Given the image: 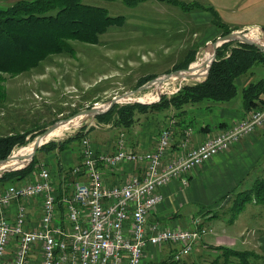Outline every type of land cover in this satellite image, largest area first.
<instances>
[{"label":"built area","instance_id":"1","mask_svg":"<svg viewBox=\"0 0 264 264\" xmlns=\"http://www.w3.org/2000/svg\"><path fill=\"white\" fill-rule=\"evenodd\" d=\"M263 126L264 102L169 162L163 160L171 143L169 126L159 131L152 149L142 152L127 147L123 131L110 153L97 151L88 136L82 137L80 162L70 169L75 176L70 193L58 197L52 171L43 164L35 179L8 184L0 191V264H147L149 250L165 244L175 248L171 261H179L192 252L208 228L200 218L191 220L192 229L149 221V213L163 199L160 188L173 178L186 186V174L194 166ZM190 134L191 128L186 129L184 143ZM100 163L108 168L137 164L142 166V174L107 186ZM29 198H40L41 213L34 228L28 227L29 212L23 201ZM15 200L22 202L10 219L3 209Z\"/></svg>","mask_w":264,"mask_h":264},{"label":"crops","instance_id":"2","mask_svg":"<svg viewBox=\"0 0 264 264\" xmlns=\"http://www.w3.org/2000/svg\"><path fill=\"white\" fill-rule=\"evenodd\" d=\"M199 1L211 6L221 22L229 27L240 29L264 25V0ZM240 12L246 13V16L236 15ZM189 17L190 23L196 28L189 44H196L197 53L203 42L211 38L204 37L205 34L197 38L200 28H204L205 33L213 32V16L208 10L197 8ZM167 48L166 46V52ZM190 52L191 50L187 55ZM251 77H239L238 86H245ZM246 113L241 98L236 96L222 103L202 102L184 105L179 109L170 106L162 110V113H136L135 121L128 128L115 125L107 126L111 129L92 128L86 136L97 151L110 153L116 148L118 133L123 131L127 147L142 152L152 149L157 142L159 131L169 126L172 131L171 143L163 158L164 162H169L172 158L183 156L190 147L233 125ZM188 128H191V134L184 143V133ZM79 142L71 141L64 149L49 151L44 157L52 171L58 197L70 193L71 181L75 179L70 169L81 159ZM100 170L107 186L121 184L131 175L142 174V166L132 163H123L117 168H108L100 163ZM35 176L36 174L34 179ZM263 176L264 126L194 166L186 174V186L181 184L179 178H173L163 185L160 188L163 199L149 213V221H158L162 226L169 228L192 229L194 226L191 220L200 218L208 228L207 233L195 242L192 252L173 264H194L200 253L215 246L264 255V204L256 199L251 191L256 179ZM21 181H25V178L17 180L16 183ZM8 184L10 183L5 182L0 185V191ZM23 201L29 212L28 227L34 228L41 213L40 198ZM19 202L22 201L15 200L4 207L5 216L12 219ZM174 251L172 244H165L160 248L153 247L147 253L145 261L147 264H172L171 254Z\"/></svg>","mask_w":264,"mask_h":264},{"label":"rangeland","instance_id":"3","mask_svg":"<svg viewBox=\"0 0 264 264\" xmlns=\"http://www.w3.org/2000/svg\"><path fill=\"white\" fill-rule=\"evenodd\" d=\"M14 1L16 0H0V7L10 5ZM85 1L105 7L111 15H123L122 24L108 27L98 36L99 41L95 44L73 41L71 53L51 55L37 67L16 75L0 74V85L5 88L7 94L0 104V136L11 133L24 136L23 143L14 145L9 155H13L16 150L35 140L52 124L68 119L84 109L102 106L114 96L150 98L152 94H157L153 85L154 78L172 70L185 69L182 66L186 65L188 58L191 56L193 58L189 64L198 60L204 50L210 49L208 44L221 36L222 32L213 23L212 18L215 26L214 35L213 32L205 33L204 28H200L197 38L203 37L204 34V37L211 38L205 40L196 53V44H189L196 29L190 23L189 16L197 8L208 10L209 7L199 0L188 2L176 0L187 5L193 3L201 6H191L189 9L175 5L174 0H143L133 7L126 6L122 0ZM236 15L244 17L246 13L240 12ZM254 27L260 29L259 36L263 38L264 33L259 26L234 30L246 33ZM190 50V54L187 55ZM178 64L181 66L173 68ZM203 78L200 80L165 78L161 81L158 97L156 96V100L151 103L162 100V96L170 97L183 84H193ZM134 102L136 101L130 99L117 101L106 105L102 112L107 111L112 105L120 106ZM162 110L165 109L147 108L146 112L162 113ZM96 115H83L76 126L43 144L66 139L80 128L89 132L92 128L112 125L110 120H99ZM46 153L48 151L44 148L40 146L37 148L31 160L25 165L34 159V168L25 177V181L33 179L41 164L47 165L44 160ZM3 170H0V174ZM230 250L232 251L224 246L207 248L200 253L199 258L197 256L194 264H216L215 258L218 259V264H237L238 258L231 255ZM251 253L250 264H263L264 255L252 251ZM173 262L175 261H172V264Z\"/></svg>","mask_w":264,"mask_h":264},{"label":"trees","instance_id":"4","mask_svg":"<svg viewBox=\"0 0 264 264\" xmlns=\"http://www.w3.org/2000/svg\"><path fill=\"white\" fill-rule=\"evenodd\" d=\"M122 1L126 6L133 7L143 0ZM174 4L184 9L191 6L201 7L176 0ZM207 9L213 16V23L222 30L221 35L236 29L223 24L211 6ZM123 20V15H111L105 7L85 0H16L10 5L0 7V74L16 75L37 67L51 55L71 53L73 41L95 44L101 33L112 25H121ZM261 29L264 33V25ZM192 60V56L189 57L186 65L182 67L186 68ZM178 66L181 64L173 68ZM249 75L252 77L248 83L239 87L238 78ZM6 95L5 88L0 85V104ZM236 96L241 98V104L246 111L257 108L264 102V52L251 44L227 41L216 48L215 58L203 80L183 84L170 97L162 96V100L153 103L112 105L95 117L99 120H110L112 125L128 128L135 121L136 113L146 112L147 108L166 109L172 106L179 109L184 105L202 102L222 103ZM87 133L80 128L68 138L41 144L40 148L48 152L62 150L71 141L79 142ZM23 137V134L14 133L1 135L0 159L6 158L14 145L22 144ZM34 165L33 159L23 168L3 172L0 175V185L24 179ZM251 191L264 204V176L256 179ZM230 252L238 258L237 264H250L251 251ZM215 260L218 264V259Z\"/></svg>","mask_w":264,"mask_h":264},{"label":"water","instance_id":"5","mask_svg":"<svg viewBox=\"0 0 264 264\" xmlns=\"http://www.w3.org/2000/svg\"><path fill=\"white\" fill-rule=\"evenodd\" d=\"M245 34L246 33H242V32H240L238 30H234V31H231L230 33L218 36L213 42L208 44L209 47L212 49V56H211V58H210V60H209V62L207 64L206 74H207V72H208V70L210 68V65H211L212 61L215 58V50H216V48L219 45H221L222 43H224V42H227V41H239V42H242V43L254 45L255 47H257L258 49H260V50H262L264 52V46L262 44H260V43H258L256 41L248 38ZM206 74H205V76H206ZM169 77L192 78L193 74H192L191 63L185 69L172 70V71H169V72H167L165 74H161V75L157 76L156 78H154L153 82H155L157 80L163 81V79L169 78ZM159 93L160 92L157 91V97H158ZM123 97H125L126 99L134 100L136 102H140V103H151L152 101L156 100V99L140 100L139 98L131 97L129 95H126V96L124 95V96H119V97L114 96L108 102H106L104 105H102V106H93V107L84 109L82 111H79V112L75 113L72 117H74L76 115H91V116H94L96 114L101 113L106 105H110V104H112L114 102H117L119 100V98H123ZM58 122H56L55 124H52L51 126H49L45 131H43L39 136L36 137V139L34 140V144H33L32 150H31V152L28 155V160H27V162L25 164H23V165H21L19 167L6 168V169L3 170V172L8 171V170H12V169H18V168L24 167L31 160V158H32L33 154L35 153V151L37 150V148L41 144L44 143V142H40L39 139L42 138L43 136H45L46 134H48L51 130H53L55 125ZM10 158H12V155H8L6 158L0 159V164L6 163Z\"/></svg>","mask_w":264,"mask_h":264},{"label":"bare ground","instance_id":"6","mask_svg":"<svg viewBox=\"0 0 264 264\" xmlns=\"http://www.w3.org/2000/svg\"><path fill=\"white\" fill-rule=\"evenodd\" d=\"M259 30L258 28L254 27L249 29V31L246 32V36L260 44H262L264 46V37L261 38L259 36ZM211 53H212V49H206L204 50V52L202 53V55L198 58V60L194 61L191 63V67H192V74L193 77L192 78H188V79H192V80H200L202 79L205 74H206V67L207 64L211 58ZM182 79H187V78H182ZM153 85L155 87V90L158 91L161 85V81L157 80L155 82H153ZM170 86V85H169ZM171 90V89H170ZM157 94H152V96L150 98H139L140 100H145V99H156ZM123 101V100H127L125 97L123 98H119L118 101ZM83 117V115H76L74 117H71L69 119L66 120H61L59 121L53 130H51L48 134H46L45 136H43L42 138H40V142H45L53 137H58L61 136L65 131L69 130L71 127L76 126L80 119ZM36 139V138H35ZM34 144V140L31 141L28 145L23 146L21 148H19L18 150H16L13 155L12 158H10L6 163L4 164H0V170L2 169H6V168H13V167H19L23 164H25L28 160V155L32 150Z\"/></svg>","mask_w":264,"mask_h":264}]
</instances>
